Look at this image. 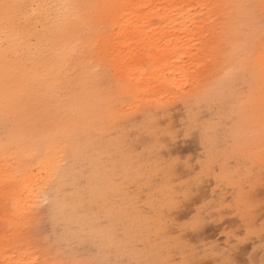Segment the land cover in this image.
Segmentation results:
<instances>
[{"label":"rangeland","instance_id":"374dc122","mask_svg":"<svg viewBox=\"0 0 264 264\" xmlns=\"http://www.w3.org/2000/svg\"><path fill=\"white\" fill-rule=\"evenodd\" d=\"M38 3L0 0V264H264V0Z\"/></svg>","mask_w":264,"mask_h":264},{"label":"bare ground","instance_id":"6f19581e","mask_svg":"<svg viewBox=\"0 0 264 264\" xmlns=\"http://www.w3.org/2000/svg\"><path fill=\"white\" fill-rule=\"evenodd\" d=\"M54 8L52 7V5L46 4L45 0H39V3L37 4V14L39 15V17H48L50 14H53L54 12Z\"/></svg>","mask_w":264,"mask_h":264},{"label":"snow or ice","instance_id":"6c2138e0","mask_svg":"<svg viewBox=\"0 0 264 264\" xmlns=\"http://www.w3.org/2000/svg\"><path fill=\"white\" fill-rule=\"evenodd\" d=\"M167 155V153H165Z\"/></svg>","mask_w":264,"mask_h":264}]
</instances>
